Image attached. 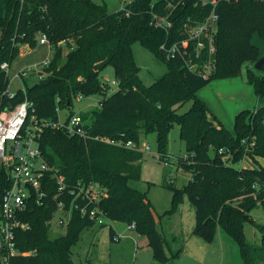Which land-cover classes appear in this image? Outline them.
<instances>
[{"label": "trees", "instance_id": "1", "mask_svg": "<svg viewBox=\"0 0 264 264\" xmlns=\"http://www.w3.org/2000/svg\"><path fill=\"white\" fill-rule=\"evenodd\" d=\"M218 12L216 70L209 79H203L188 72L180 61L164 60L159 46L166 33L150 27L147 13L125 17L93 0H0V92L8 84L1 65L12 63L23 46L35 48L46 36L53 45L52 59L42 79L26 83L35 108L28 124L34 120L56 122L57 109L71 108L80 96L101 94L104 98L98 108L80 113L90 135L139 145L143 135L155 132L163 159L167 157L170 131L179 124L186 147L179 165L192 178L182 190L166 185L175 191L173 205L177 206L181 194L187 193L196 210L194 234L212 240L221 228L238 243L245 264H264V225L251 216L256 207L264 208V165L240 170L233 166L246 155L241 144L244 139L255 143L247 152L255 164L257 157L264 160V105L238 115L233 137L216 124L206 103L197 96V91L212 80L237 77L247 65L249 82L255 85L260 100L264 99V73L257 75L252 66L262 56L253 39L258 36L264 42V0H221ZM136 42L168 66L167 73L150 86L139 77L133 53ZM108 67L114 69L119 83V89L112 93L111 86L101 80ZM21 100L20 94L11 102L15 105ZM187 103H191L190 109L178 113ZM39 146L65 177L68 189L79 184L84 189L100 187L99 201L89 203L80 198L81 207L99 208L112 222L135 224L134 230L147 236L155 255L164 258L165 242L147 193L131 185L141 178L142 151L72 137L63 129L51 128L41 132ZM224 147L230 153L220 154ZM7 187L6 174L0 170V193ZM51 199L45 206L26 212L30 229L17 232L20 254L11 264H76L74 250L84 231L94 228L96 221L78 212L67 233L53 237L47 224L55 207ZM246 224L259 229L262 245L247 241Z\"/></svg>", "mask_w": 264, "mask_h": 264}, {"label": "rangeland", "instance_id": "2", "mask_svg": "<svg viewBox=\"0 0 264 264\" xmlns=\"http://www.w3.org/2000/svg\"><path fill=\"white\" fill-rule=\"evenodd\" d=\"M93 1L100 5L106 4L111 12L118 6L117 0ZM253 43L262 49L264 55L263 40L256 36ZM133 53L139 67V77L146 86L152 85L167 73L166 62L140 42L133 45ZM49 54L51 55L47 45L35 48L23 46L20 54L12 61L9 71V81L13 88L19 86L18 80L14 81L17 73L40 64ZM256 74L262 73L256 70ZM101 80L111 85L112 81H115L114 69L106 68L101 74ZM36 81L35 77H29L26 83L29 85ZM197 96L206 103L210 117L216 124L226 128L233 137H236L235 123L238 115L246 110L253 112L258 106L264 105V99L260 100L255 85L249 82L247 65H244L242 73L237 77L212 80L197 91ZM103 98V95L96 94L75 99L73 106L61 110L59 116L64 120L70 112L80 114L95 110ZM190 107L191 103H187L178 113H185ZM139 146H148L150 151L143 152L141 178L132 181L131 185L147 193L158 230L165 242L164 258L159 259L155 255L147 236L136 230H129V225L125 223L112 222L104 216L101 218L102 223L96 222L94 228L84 231L82 240L74 250L76 264L87 261L92 264H245L238 243L225 230L218 228L212 240L194 234L196 210L187 193L181 194L177 206L173 205L175 191L166 185L172 184L176 189L182 190L192 178L191 173L179 165V158L186 153L179 124H175L170 131L166 159L161 157L155 132L143 135ZM211 155L214 156L215 152L211 151ZM247 155L244 159L249 168L264 165L262 158L257 157L255 164V160ZM244 164L243 160L233 166L240 170L244 168ZM94 189L100 191L98 185H95ZM251 216L259 225H264L262 206L253 209ZM50 228L53 237L65 235L68 229L52 226ZM119 235L121 237H118ZM245 236L250 244L262 245V236L256 226L246 224Z\"/></svg>", "mask_w": 264, "mask_h": 264}, {"label": "built area", "instance_id": "3", "mask_svg": "<svg viewBox=\"0 0 264 264\" xmlns=\"http://www.w3.org/2000/svg\"><path fill=\"white\" fill-rule=\"evenodd\" d=\"M220 3L221 0H117L118 6L114 12L125 17L147 13L150 27L166 33V40L159 46L164 60L180 61L188 72L209 79L216 70L215 43ZM37 45H47L51 55L40 64L17 73L14 78L19 82L17 88H13L9 81L11 63L1 65L8 84L0 92V170L6 174L8 187L0 193V264H11L12 258L20 254L17 232L30 229L25 221L26 212L33 207L45 206L50 198L55 207L47 224L52 227H68L78 212L83 216L88 215L97 224L102 223L101 218L105 216L98 208L89 210L79 203L80 198L87 199L89 203L99 201L102 195L95 191L93 185L84 189L79 184L68 189L65 177L49 163L39 146L44 129H63L72 137L93 139L136 151H150V147L141 148L133 141L92 137L80 114L68 115L64 120L59 116L56 122L34 120L28 124V118L35 108L28 96L26 80L29 77L42 79L53 54V45L46 36H42ZM108 85L111 86L110 93L119 89L117 80ZM20 94L22 100L12 104L11 101ZM57 111L60 113L61 110ZM241 144L247 157L249 148L255 143L244 139ZM219 153H230V149L221 148ZM128 229L134 230L135 224L129 225Z\"/></svg>", "mask_w": 264, "mask_h": 264}, {"label": "water", "instance_id": "4", "mask_svg": "<svg viewBox=\"0 0 264 264\" xmlns=\"http://www.w3.org/2000/svg\"><path fill=\"white\" fill-rule=\"evenodd\" d=\"M254 69L261 72V73H264V55H262L258 59V61L255 62Z\"/></svg>", "mask_w": 264, "mask_h": 264}, {"label": "crops", "instance_id": "5", "mask_svg": "<svg viewBox=\"0 0 264 264\" xmlns=\"http://www.w3.org/2000/svg\"><path fill=\"white\" fill-rule=\"evenodd\" d=\"M38 46H39V45H38ZM257 46H258V45H257ZM258 47H259V46H258ZM259 48H260V47H259ZM260 51H261V53H262V49H261V48H260ZM262 54H263V53H262ZM247 164H248L247 161H245V164H244V165H245V166H244L245 168L248 167Z\"/></svg>", "mask_w": 264, "mask_h": 264}]
</instances>
